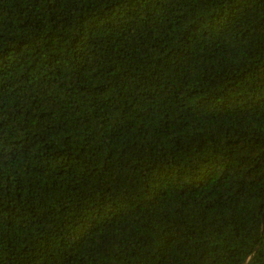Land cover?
Wrapping results in <instances>:
<instances>
[{"label":"trees","instance_id":"obj_1","mask_svg":"<svg viewBox=\"0 0 264 264\" xmlns=\"http://www.w3.org/2000/svg\"><path fill=\"white\" fill-rule=\"evenodd\" d=\"M0 264H264V0H0Z\"/></svg>","mask_w":264,"mask_h":264}]
</instances>
